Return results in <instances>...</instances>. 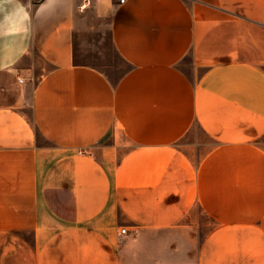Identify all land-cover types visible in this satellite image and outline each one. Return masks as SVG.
Wrapping results in <instances>:
<instances>
[{
    "label": "crops",
    "instance_id": "obj_1",
    "mask_svg": "<svg viewBox=\"0 0 264 264\" xmlns=\"http://www.w3.org/2000/svg\"><path fill=\"white\" fill-rule=\"evenodd\" d=\"M0 264H264V0H0Z\"/></svg>",
    "mask_w": 264,
    "mask_h": 264
},
{
    "label": "rangeland",
    "instance_id": "obj_2",
    "mask_svg": "<svg viewBox=\"0 0 264 264\" xmlns=\"http://www.w3.org/2000/svg\"><path fill=\"white\" fill-rule=\"evenodd\" d=\"M92 22L95 25L88 27L85 34L77 39L76 62L99 68L111 80L117 81L128 70V66L113 46L110 16L103 13L95 21L92 18Z\"/></svg>",
    "mask_w": 264,
    "mask_h": 264
},
{
    "label": "built area",
    "instance_id": "obj_3",
    "mask_svg": "<svg viewBox=\"0 0 264 264\" xmlns=\"http://www.w3.org/2000/svg\"><path fill=\"white\" fill-rule=\"evenodd\" d=\"M88 1V0H87ZM117 1L119 4H125L126 0H115ZM85 5L82 6V8H84ZM127 232L126 229H122V233L125 234Z\"/></svg>",
    "mask_w": 264,
    "mask_h": 264
}]
</instances>
